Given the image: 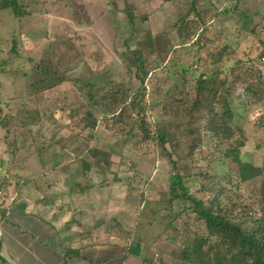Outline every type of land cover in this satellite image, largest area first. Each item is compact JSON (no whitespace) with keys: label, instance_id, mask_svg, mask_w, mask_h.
<instances>
[{"label":"rangeland","instance_id":"rangeland-1","mask_svg":"<svg viewBox=\"0 0 264 264\" xmlns=\"http://www.w3.org/2000/svg\"><path fill=\"white\" fill-rule=\"evenodd\" d=\"M19 2L20 18L0 10L7 210L41 200L69 243L105 249L96 258L191 264L183 246L206 231L188 201L170 200L171 160L191 198L254 226L263 204L264 0ZM112 90L124 105L107 101ZM221 98L232 118L215 132L208 118L222 112ZM157 131L168 141L155 140ZM237 162L262 176L242 181Z\"/></svg>","mask_w":264,"mask_h":264},{"label":"trees","instance_id":"trees-1","mask_svg":"<svg viewBox=\"0 0 264 264\" xmlns=\"http://www.w3.org/2000/svg\"><path fill=\"white\" fill-rule=\"evenodd\" d=\"M168 1V0H164ZM195 0H192L194 2ZM194 3L191 5L190 12H194ZM24 8H22L19 0H0V10L9 11L14 18H20L24 14ZM186 15V14H185ZM183 20V16L180 18V21ZM130 24V23H129ZM131 25V24H130ZM177 34L179 30L177 29ZM134 61L136 62V68L139 69L141 65V59L132 53ZM145 75V74H144ZM203 77V75L201 76ZM223 86V83L221 84ZM197 87L202 91H210V88H206L203 85V80L198 81ZM117 90L110 91L108 95V100L112 103V107L117 106L119 103L124 105L123 100H119L118 96L123 95L122 91L118 92ZM120 93V94H119ZM92 100L89 96V100ZM222 100V112L216 116L212 114L209 122L210 129L215 132H219L223 127L225 128V123L230 121L232 118V112L228 110L227 103ZM96 105L94 102L88 103V107H93ZM85 116L88 119V126L94 128L96 123L92 118L89 110L85 112ZM214 129V130H213ZM226 129V128H225ZM161 145L164 142L168 141V136L162 132L157 131L154 138ZM238 145L241 146L242 143L238 142ZM234 154L235 152H232ZM96 154L103 156V161L106 160L104 154L91 151L92 157H95ZM231 154H225V157H228ZM170 164L173 167V173L171 175V180L169 184V196L170 200H186L190 204V209L200 219L205 227L206 237L198 238L194 243L185 244L181 252L183 261H188L191 264H264V179L260 182V202L263 203L260 206L259 213L260 216L253 220L254 226L248 228L244 227L241 223L233 222L229 219L224 210L221 209L219 203L212 202L205 204L199 200L191 198L181 184L182 175L179 173L176 168V163L169 160ZM238 175L242 181L252 179L254 177L262 176L261 170L255 168L247 163L237 162ZM264 178V175L262 176ZM179 191V192H178ZM8 210V211H12ZM7 212V209L0 210V218L2 219L4 214ZM209 238H214V242L211 246H208L206 250H202L201 247L204 245ZM211 250V251H210ZM215 250V251H213ZM64 259L78 258L77 252L73 250H64L63 252ZM80 258V257H79ZM90 264H101V263H92Z\"/></svg>","mask_w":264,"mask_h":264},{"label":"crops","instance_id":"crops-1","mask_svg":"<svg viewBox=\"0 0 264 264\" xmlns=\"http://www.w3.org/2000/svg\"><path fill=\"white\" fill-rule=\"evenodd\" d=\"M1 192L0 189V210L7 209L6 199L1 196ZM23 201L13 206L12 211L7 210L3 218H0V264L114 263L106 257H95L100 256V249L104 248L98 247V252L92 254L90 248L85 247V241L77 247L69 243L71 232L68 229L59 232V221L52 212L48 216L44 215V203L41 200H34L32 203ZM60 234L64 240H67L68 246H64L61 242ZM64 250H73L80 258L64 259ZM132 261L125 258L114 264H138L137 261Z\"/></svg>","mask_w":264,"mask_h":264}]
</instances>
